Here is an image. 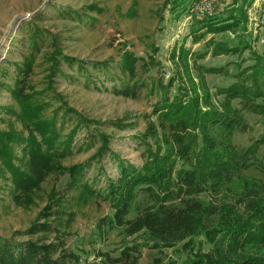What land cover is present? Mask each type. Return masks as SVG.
Listing matches in <instances>:
<instances>
[{"label": "trees", "instance_id": "1", "mask_svg": "<svg viewBox=\"0 0 264 264\" xmlns=\"http://www.w3.org/2000/svg\"><path fill=\"white\" fill-rule=\"evenodd\" d=\"M198 1H166L170 12L177 11L173 18L193 15L189 35L194 42L205 39L201 50L185 46L186 37L172 48L175 72L167 80L162 70L156 76L139 77L140 70L149 73L160 64L156 58L159 49L154 45L147 59L125 48L113 68L110 60L85 61L64 53L58 38L37 25L48 15L25 22L28 33L20 41L26 51L19 59L9 56L0 64V96H9L5 103L0 101V180L5 181H0V198L9 186L13 200L27 201L52 172L68 175L66 185L72 196L65 201L51 200L25 231L15 232L25 233L26 239L0 235V264L77 263L79 257L68 248L67 238L78 209L98 200L112 209V217L103 219L99 228L129 223L132 233L145 230L170 246L188 238L185 248L189 252L184 260L167 264H264V184L246 172L251 168L264 172V130L250 144L235 140L236 134L249 130L248 116L264 117V51L251 49L254 34L248 29L249 22L255 23L250 21L247 7L255 0H214L213 12L205 16L193 12ZM55 9L79 21L94 19L87 10L56 5ZM88 9L102 11L95 5ZM227 33H234V43L217 40L216 36ZM48 40L51 50H45ZM247 49L254 61L238 66L230 84L214 89L206 84L205 74L228 76L230 71L201 60L221 54L244 59ZM41 53L49 67L45 86L38 89L31 77ZM75 62L88 80L92 78L88 64L104 68L103 80H113L114 94L137 99L146 90L155 97L146 115V130L136 135L145 147L140 164L115 152L110 146L111 135L99 127L101 121L84 116L58 91L55 78L62 74L63 64L73 66ZM59 117L64 122L58 125ZM68 118L74 125L64 134L61 128ZM14 121H32L33 127L26 135L16 133L12 130ZM108 122L127 126L122 119ZM261 122L264 126V119ZM82 129L86 130V140L100 142L94 156L108 154L116 166L117 175L105 173V185L99 184V177H87V162L61 164L72 155ZM16 139L22 145L20 154L11 144ZM75 146L84 148L82 141ZM208 192L222 195L217 204H204L201 196ZM144 195L152 203L141 207L138 202ZM134 210L137 214L130 219ZM201 235L209 248L194 251V239ZM116 264L138 262L131 252L123 251Z\"/></svg>", "mask_w": 264, "mask_h": 264}, {"label": "rangeland", "instance_id": "2", "mask_svg": "<svg viewBox=\"0 0 264 264\" xmlns=\"http://www.w3.org/2000/svg\"><path fill=\"white\" fill-rule=\"evenodd\" d=\"M167 0H0V64L6 57L19 59L26 51V46L20 39L26 37L28 26L25 25L35 16L48 15L40 19L37 25L49 30L57 38L63 48V52L85 61L110 60L111 67H115L120 59L121 51L130 49L138 56L147 59L152 51V45L158 47L156 58L159 63L149 73L139 71V77L148 78L156 76L157 71L165 72L167 80L170 73L175 72V65L170 58V52L176 44L185 39V46L193 51L204 48L205 39L198 42L192 40L189 31L194 25L192 14L185 13L175 19L170 12L169 6L165 7ZM242 2H240L241 4ZM52 5L51 8L49 5ZM71 7L76 10L89 12L94 19L85 18L79 21L62 16L55 9ZM89 5H95L101 10L88 9ZM179 11V10H178ZM134 13L129 14V13ZM172 13V14H171ZM250 21L248 29H252L250 38L251 46L257 53L264 51V0H255L250 7H247ZM7 35V36H6ZM258 35L257 38H254ZM211 35H208L209 37ZM217 40L234 43V33H227L216 36ZM48 40L45 50H51ZM249 49L245 50L241 59L238 55L221 54L219 56L208 55L201 63L212 66H224L230 74L223 73L205 74L206 84L214 89L217 86H225L233 81L234 73L238 66L253 63ZM91 72V79L78 69L77 62L70 66L63 64L62 74L55 78V86L61 92L72 107L81 112L84 116L101 121L100 128L111 135V148L121 157L136 164L142 162L144 145L139 143L136 137L146 130V115L152 110L151 97L146 90L137 99L126 98L114 94L111 90L113 80H103L104 68L97 69L88 64ZM49 62L46 55H38L31 81L38 89H42L46 83ZM97 78V79H95ZM8 94L1 95L0 101L5 103ZM57 105V103L55 104ZM51 113V110H49ZM122 119L124 127H116L109 123V120ZM250 128L247 132L236 134L235 140L240 144H250L252 139L257 137L260 131L264 130L262 120L264 117L248 116ZM64 122L59 117V123ZM74 122L70 118L66 121L61 132L67 134L73 127ZM30 123L14 121L12 130L16 133L27 134ZM7 128V127H6ZM86 130L82 129L79 137L74 142L72 155L66 157L61 164L68 166L79 162H87V177L92 179L99 177L100 185H105V173L117 175L116 166L108 154L103 157L94 156L100 142L86 140ZM18 154L22 153V145L19 141L12 140ZM82 141L83 150H79L75 144ZM91 143V145H90ZM248 176L254 177L264 184V172L257 168L246 171ZM69 177L67 174L52 172L40 184V188L29 195L27 201L16 202L12 199L10 188L5 187L0 198V235L9 237L15 235L18 239H26L25 233L15 234L17 231H25L39 216L43 207L51 200H70L72 191L67 189ZM5 182L4 180H0ZM219 196L211 193L202 194L204 204L219 201ZM138 204L143 207L151 204L148 196L144 195ZM112 209L103 200H98L88 206L78 209L77 218L71 228V234L67 238L68 248L79 257L74 264H116L123 251L131 252L138 264H167L171 260L179 263L188 254L185 248L187 239H182L174 245H166L145 230L132 233L130 224H112L109 226H98L103 219L111 218ZM137 214L134 210L129 216L133 219ZM194 251L197 249L208 250L209 244L205 236L201 235L194 239Z\"/></svg>", "mask_w": 264, "mask_h": 264}, {"label": "built area", "instance_id": "3", "mask_svg": "<svg viewBox=\"0 0 264 264\" xmlns=\"http://www.w3.org/2000/svg\"><path fill=\"white\" fill-rule=\"evenodd\" d=\"M214 10V0H199L193 6V12L199 16H205Z\"/></svg>", "mask_w": 264, "mask_h": 264}, {"label": "water", "instance_id": "4", "mask_svg": "<svg viewBox=\"0 0 264 264\" xmlns=\"http://www.w3.org/2000/svg\"><path fill=\"white\" fill-rule=\"evenodd\" d=\"M7 36V35H6ZM2 45V43H0V46Z\"/></svg>", "mask_w": 264, "mask_h": 264}]
</instances>
